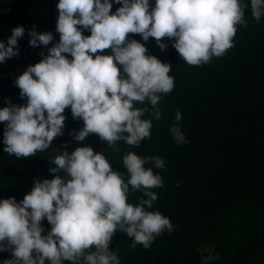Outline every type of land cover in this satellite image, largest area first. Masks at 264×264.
I'll return each instance as SVG.
<instances>
[{"label":"clouds","instance_id":"obj_1","mask_svg":"<svg viewBox=\"0 0 264 264\" xmlns=\"http://www.w3.org/2000/svg\"><path fill=\"white\" fill-rule=\"evenodd\" d=\"M112 3L120 5L115 12ZM250 3L252 16L259 22L264 0ZM247 7L240 0H155L152 6L149 0H58L59 42L15 80L27 103L9 101L0 107V122L5 124L3 151L26 158L49 148L63 134V113L68 107L74 119L83 120V127L73 133L75 140L84 141L94 133L116 151L119 140L139 146L150 137L152 123L141 118L150 109L134 105L147 101L153 118L159 120V94L171 92L174 80L169 75L171 65L147 54L145 45L130 40L129 34H139L144 41L154 38L162 51L166 48L163 38H174L173 47L182 59L199 66L234 46L236 25L245 24ZM82 28L90 35H84ZM24 31L16 26L6 43L0 41V63L18 55V39ZM28 34L32 47L53 41L51 32H36L34 27ZM106 50L111 54H105ZM175 120L170 126L175 142L187 143L178 124L179 111ZM122 162L129 174L127 182L90 146H78L70 153L65 149L49 169L64 172L63 177L35 180L19 203L13 197L0 199V251L11 253L3 264H62L64 260L120 264L109 249L117 230L133 238V248L139 244L145 249L164 230L171 233L174 226L169 218L147 210L157 199L151 189L163 187V182L145 164L162 169L164 160L128 152ZM129 185L143 191L136 205L127 202ZM44 218L51 225L46 234H42ZM198 251L204 264L219 259L213 255L214 248Z\"/></svg>","mask_w":264,"mask_h":264},{"label":"trees","instance_id":"obj_2","mask_svg":"<svg viewBox=\"0 0 264 264\" xmlns=\"http://www.w3.org/2000/svg\"><path fill=\"white\" fill-rule=\"evenodd\" d=\"M240 2L248 5L244 10L246 26L236 25L234 46L206 64H187L173 47L174 38H163L166 48L162 51L154 38L144 41L139 34H129L130 40L145 45L147 54L171 65L169 75L174 80L171 92L159 94V120L153 118L147 101L134 105L148 107L150 111L141 118L152 123L150 137L139 146L119 140L116 151L94 133L84 141L75 140L73 133L83 127V120L74 119L68 107L63 113V134L36 155L17 158L3 151L5 124L0 122V199L13 197L19 203L35 180L63 177L64 172L51 173L49 169L54 167L51 161L55 156L65 149L70 153L78 146H90L105 156L125 182L129 174L122 162L124 155L135 152L141 157L158 156L165 162L162 169L150 162L145 164L163 182V187L151 189L157 199L147 210L169 218L174 230H164L148 249L139 244L133 248V238L117 230L109 249L120 264H204L198 251L204 247L214 248L213 255H219L207 264H264V16L257 22L250 0ZM57 3L0 0V41L6 43L16 26L25 29L18 39V55L0 63V107L9 101L15 105L27 103L15 80L43 58L41 53L47 55L48 49L59 42ZM154 4L155 0H149L150 6ZM118 7L112 3L111 11ZM33 27L36 32H51L53 41L32 47L28 31ZM81 30L90 35L88 29ZM105 54H111L110 50ZM65 55L71 59L70 54ZM177 111L187 143L177 144L170 131V126L177 123ZM142 195V190H132L129 185L127 202L136 205ZM41 224L42 234L50 231L46 218ZM10 258L9 251H0V264ZM62 264L72 262L64 260Z\"/></svg>","mask_w":264,"mask_h":264}]
</instances>
